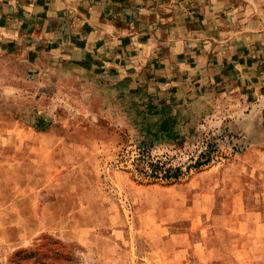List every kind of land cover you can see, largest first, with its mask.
Masks as SVG:
<instances>
[{
	"label": "rangeland",
	"instance_id": "374dc122",
	"mask_svg": "<svg viewBox=\"0 0 264 264\" xmlns=\"http://www.w3.org/2000/svg\"><path fill=\"white\" fill-rule=\"evenodd\" d=\"M235 4L264 31V0ZM259 72L165 128L93 112L54 69L0 49V264H264ZM207 142L218 156L178 181L126 159L146 147L185 165Z\"/></svg>",
	"mask_w": 264,
	"mask_h": 264
},
{
	"label": "crops",
	"instance_id": "0c3cea01",
	"mask_svg": "<svg viewBox=\"0 0 264 264\" xmlns=\"http://www.w3.org/2000/svg\"><path fill=\"white\" fill-rule=\"evenodd\" d=\"M245 8L235 0H0V49L54 69L93 112L132 108L166 128L264 70V31Z\"/></svg>",
	"mask_w": 264,
	"mask_h": 264
},
{
	"label": "trees",
	"instance_id": "16d2710c",
	"mask_svg": "<svg viewBox=\"0 0 264 264\" xmlns=\"http://www.w3.org/2000/svg\"><path fill=\"white\" fill-rule=\"evenodd\" d=\"M218 153L216 144L207 142L206 147L197 154H188V162L185 165L175 163V157L169 154L154 156L146 147L138 148L126 159L131 160L133 172L139 178L171 182L184 178L192 170L207 166Z\"/></svg>",
	"mask_w": 264,
	"mask_h": 264
}]
</instances>
